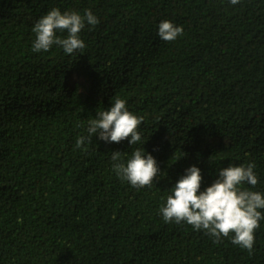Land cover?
<instances>
[{
  "label": "trees",
  "instance_id": "trees-1",
  "mask_svg": "<svg viewBox=\"0 0 264 264\" xmlns=\"http://www.w3.org/2000/svg\"><path fill=\"white\" fill-rule=\"evenodd\" d=\"M53 8L99 19L83 52L32 51ZM165 19L184 29L173 42ZM117 95L141 142L77 149ZM137 148L160 169L151 187L112 171L111 152ZM246 162L264 193V0H0V264H264V220L249 255L158 211L189 167L203 191Z\"/></svg>",
  "mask_w": 264,
  "mask_h": 264
},
{
  "label": "clouds",
  "instance_id": "clouds-1",
  "mask_svg": "<svg viewBox=\"0 0 264 264\" xmlns=\"http://www.w3.org/2000/svg\"><path fill=\"white\" fill-rule=\"evenodd\" d=\"M235 6L241 0H229ZM99 19L90 9L83 14L75 10L61 12L53 8L34 24L32 51L47 52L53 46L63 49L66 55L83 52L86 45L80 33L86 26L95 27ZM182 26L165 19L158 25V35L166 42H173L183 35ZM66 33V35H58ZM143 117L133 114L127 102L119 95L111 101L108 109L98 108L95 118L87 121V135L76 138L75 147L80 149L97 137L105 143L119 144L125 140L129 145L141 142L139 127ZM87 151V148H84ZM127 153L111 152L112 171L133 188L151 187L160 174L157 161L144 149H135L130 157ZM255 163L234 166L229 164L218 172V178L203 191L201 170L191 166L185 170L159 208L165 223L190 225L196 231H203L218 243L222 238H230L232 244L253 254L255 232L264 220V193L252 190L259 182L254 169ZM245 185L251 186L245 187Z\"/></svg>",
  "mask_w": 264,
  "mask_h": 264
},
{
  "label": "rangeland",
  "instance_id": "rangeland-1",
  "mask_svg": "<svg viewBox=\"0 0 264 264\" xmlns=\"http://www.w3.org/2000/svg\"><path fill=\"white\" fill-rule=\"evenodd\" d=\"M76 79H77V77H76Z\"/></svg>",
  "mask_w": 264,
  "mask_h": 264
}]
</instances>
